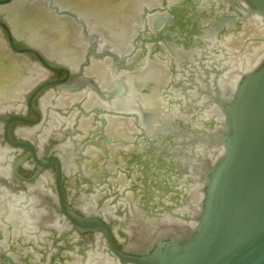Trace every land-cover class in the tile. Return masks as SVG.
<instances>
[{
    "label": "flooded vegetation",
    "instance_id": "1",
    "mask_svg": "<svg viewBox=\"0 0 264 264\" xmlns=\"http://www.w3.org/2000/svg\"><path fill=\"white\" fill-rule=\"evenodd\" d=\"M106 1L89 3L95 12L84 20L55 0H24L44 4L54 19L75 27L85 49L70 67L24 37L48 36L56 22H38L32 13L4 17L0 12L5 51L43 74L20 92L14 109H0V203L11 207V215L0 213V264H88V259L100 264L105 258L110 264H128L120 256L151 254L196 224L217 153L212 131L250 70L240 58L251 42L263 45L264 36H252V19L238 0ZM113 11L119 24L122 16L129 18V33L120 40L117 25H108ZM94 13L108 21L100 25ZM10 19L17 20L20 37L14 36ZM49 42L57 47L55 40ZM14 48L29 49L44 62ZM9 65L0 62V91L17 73ZM105 69L107 77L99 79ZM64 95L73 99L62 103ZM13 116L18 121L7 124L5 119ZM47 121L59 128L40 140ZM65 145L67 155L62 154ZM27 210L36 216L25 221ZM74 216L98 225L85 230Z\"/></svg>",
    "mask_w": 264,
    "mask_h": 264
},
{
    "label": "water",
    "instance_id": "2",
    "mask_svg": "<svg viewBox=\"0 0 264 264\" xmlns=\"http://www.w3.org/2000/svg\"><path fill=\"white\" fill-rule=\"evenodd\" d=\"M17 1L0 0V11ZM238 2L247 7L250 19L264 23V0ZM7 36L13 46L11 36ZM14 50L33 53L44 62L29 49ZM5 120L10 124L18 118ZM218 122L212 131L217 153L196 224L184 227L170 244H158L151 254L120 256L123 262L264 264V52L237 86ZM71 218L85 230L98 225L92 220Z\"/></svg>",
    "mask_w": 264,
    "mask_h": 264
},
{
    "label": "bare ground",
    "instance_id": "3",
    "mask_svg": "<svg viewBox=\"0 0 264 264\" xmlns=\"http://www.w3.org/2000/svg\"><path fill=\"white\" fill-rule=\"evenodd\" d=\"M55 2H56V4L57 5H59L60 7H66V8H69V9H71V10H73V11H75V12H77L78 13V15L80 16V17H82L84 20H87V19H89V17H91V16H93V12L92 11H94V10H91V7L90 6H87V5H89V3H92L90 0H55ZM47 4V3H46ZM157 4V3H156ZM144 5H146V4H144ZM149 6V5H148ZM54 11V10H53ZM1 13H2V15L4 16V17H8V16H11V15H13V16H19L20 14L21 15H23L24 13H26V14H28L29 15V13H32L33 15H34V17H36L37 18V21L38 22H40V21H43V22H51V24L52 23H55L56 24V26H54V27H52L50 30H51V32H49V34H48V36L45 34V36H42V38H39V37H32L31 38V36H29V37H26V35L24 36L25 38H26V42H29V43H31V44H33L34 46H36V47H38V48H40V49H43V50H45L46 51V54H48L51 58H54V59H57V60H60L61 62L62 61H66L68 64L67 65H69V64H71L73 61L75 62L76 60H81V53H83L84 52V49H85V45L84 44H82V43H80V41H79V39H80V37L78 36V34H73L72 33V29H73V27H72V25H70V23H68V22H59L60 20H57V19H54V17H53V15H51L50 13H49V11L46 9V7H45V5L44 4H42V3H40V4H38V3H31V4H26V2H24V0L22 1H19V2H16V3H13V4H11L10 6H8V7H5V8H3V9H1V11H0ZM95 12V11H94ZM27 15V16H28ZM25 17V16H24ZM111 18H112V21L114 20V16L113 15H111L110 16ZM108 18V17H107ZM52 20H54V21H52ZM90 20V19H89ZM10 21V25H11V28H12V30H13V32H14V36L16 35L17 37H20L21 36V34H23V32L21 31V30H15V27L14 26H16V24H15V21L17 22V20L16 19H10L9 20ZM100 23L102 22L103 24H104V22H106V21H108V19H106V17H103V18H101L100 17ZM14 22V23H13ZM59 22V24H57ZM92 22V21H91ZM251 25H249V27L251 26V28H252V31H251V33H253L252 34V36H255V35H257V34H260L261 36H264V25L259 21V20H257V19H252L251 21ZM6 23H7V21H6ZM9 24V23H8ZM18 25V24H17ZM22 25V24H21ZM34 26V25H33ZM86 26H87V24H86ZM140 26V25H139ZM137 27V26H136ZM10 28V29H11ZM23 29V28H22ZM26 29V28H25ZM21 31V32H20ZM39 31V30H38ZM249 31V30H248ZM247 31V32H248ZM250 31H249V33H250ZM12 32V31H11ZM243 32V31H242ZM245 32H246V30H245ZM34 33V32H33ZM117 33V36H118V40H120L121 38L123 39L125 36H126V32H123V31H118V32H116ZM255 33V34H254ZM35 34H36V32H35ZM38 34V33H37ZM243 34V33H242ZM241 34V35H242ZM246 34V33H245ZM245 34H243V35H245ZM41 35V34H40ZM100 35H102V34H100ZM107 36H106V38H107V40H108V42L113 46V44H115L114 43V39L111 37V34L110 33H107L106 34ZM33 36V35H32ZM102 37H103V35H102ZM209 37V36H208ZM244 37V36H243ZM260 37V36H259ZM212 38V37H211ZM253 38H255V37H253ZM51 39H53V40H55L56 42V45H57V47H55V48H52L51 46H50V42H49V40L51 41ZM102 39V38H101ZM228 39V38H227ZM2 39H1V37H0V62L2 61V62H6L7 64L9 63L10 65H12V67H13V69L14 70H16L17 71V73L15 74V76H12V77H10V82H5L6 84H5V89H4V91H0V109H7V108H12L13 107V109H14V107L16 106L15 105V101L16 100H18L19 98H20V96H21V94H20V92L22 91V90H24L25 88H28V87H30L31 85L33 86V83L37 80V79H39V78H41L42 77V69H38V66H32V65H30V64H28V63H26L25 61H23V59H19V58H17V57H13V56H11L9 53H7L6 51H5V45L3 46V42L1 41ZM17 41H18V38H17ZM23 41H25V39L23 40ZM79 41V42H78ZM99 41V40H98ZM228 41V40H227ZM230 41V40H229ZM228 41V44H230V43H233V42H229ZM233 41V40H232ZM239 41H242V40H239ZM249 41V40H248ZM211 43V42H210ZM209 43V44H210ZM214 43V42H213ZM218 43V42H217ZM227 43V42H226ZM220 44H221V42H220ZM223 44V43H222ZM241 44V43H240ZM262 44V43H261ZM258 45V43L257 44H255V43H250L249 44V47H248V52H246L245 54H244V56L245 57H242V58H240V60H241V62H240V60H238L237 62H240V64L242 65V66H245V67H248V66H251L253 63H255L257 60H258V58L262 55V53L264 52V47H263V45ZM215 45V44H214ZM226 45V44H225ZM234 44H232V46H233ZM247 45V44H246ZM211 46V45H210ZM229 46H231V45H229ZM31 47H33V46H31ZM212 47V46H211ZM213 47H216V46H213ZM35 48V47H34ZM207 48V47H206ZM230 48V47H229ZM36 49V48H35ZM224 49H225V47H224ZM227 49V48H226ZM115 50V49H114ZM230 50V49H229ZM7 51H9V50H7ZM40 51H42V50H40ZM83 51V52H82ZM216 51V50H215ZM42 53H44V52H42ZM199 53V52H198ZM225 53V52H224ZM235 53V52H234ZM217 54V53H216ZM228 54V53H227ZM44 55H45V53H44ZM83 55V54H82ZM240 55V54H239ZM243 55V54H242ZM16 56V55H15ZM47 55H45V57H46ZM211 56V55H210ZM217 56V55H216ZM239 57V56H238ZM22 58V57H21ZM83 58V57H82ZM231 58H234V57H231ZM235 58H237V57H235ZM234 58V59H235ZM53 59V60H54ZM228 61V60H227ZM230 61V60H229ZM234 61H236V60H234ZM206 62V61H205ZM157 63V62H156ZM209 63V62H208ZM230 63V62H229ZM232 63V62H231ZM73 64V63H72ZM9 65V66H10ZM35 65V64H34ZM66 65V64H65ZM76 65V64H75ZM101 65V64H100ZM158 65H159V63H158ZM165 65V64H164ZM229 65H231V64H229ZM236 66H238L237 64H235ZM235 65H234V67H235ZM7 66V65H6ZM8 66V67H9ZM95 66V65H94ZM99 66V65H98ZM102 66V65H101ZM160 66V65H159ZM69 67H70V65H69ZM103 67V66H102ZM165 66H163V68H164ZM216 67V66H215ZM107 68V67H106ZM220 68V67H219ZM142 69V68H141ZM140 69V70H141ZM166 69V68H165ZM8 70H10V69H8ZM12 71V70H11ZM15 71V72H16ZM90 71H92V70H90ZM107 71H106V69H105V71H99V74H100V77H99V79L101 78V77H105L106 75H107V73H106ZM160 72V71H159ZM224 72V71H223ZM163 73H164V70H163ZM162 73V74H163ZM231 73H232V71H231ZM231 73H229V74H231ZM234 73H236L235 71H234ZM95 74V73H94ZM229 74H228V76H229ZM240 74V73H239ZM98 75V74H97ZM148 75H153V74H151V73H148ZM160 75V74H159ZM224 75V74H223ZM223 75H221V76H223ZM226 75V74H225ZM233 74H231L230 76H232ZM235 75H237V74H235ZM107 77V76H106ZM161 77V76H160ZM179 77V76H178ZM226 77H227V75H226ZM237 77V76H236ZM129 78V77H128ZM106 79V78H105ZM143 79V78H142ZM225 79H227V78H225ZM233 79H235V77L233 78ZM102 80V79H101ZM141 80V79H140ZM230 80H232V79H230ZM8 81V80H7ZM129 81V80H128ZM145 81V80H144ZM235 81V80H234ZM101 82V81H100ZM162 82V81H161ZM220 82V81H219ZM228 82V81H227ZM36 83V82H35ZM131 82L129 81V84H130ZM223 83V82H222ZM226 83V82H225ZM225 83H223V84H225ZM8 84H10V86L8 87ZM161 84V83H160ZM231 84V83H230ZM2 84H1V80H0V86H1ZM162 85V84H161ZM227 85V84H226ZM221 86V85H220ZM228 86V85H227ZM229 87V86H228ZM232 87V86H231ZM2 88H0V90H1ZM173 91V90H172ZM84 92V91H83ZM82 92V93H83ZM76 93H78V92H75L74 94H76ZM191 93V92H190ZM64 94H66V93H64ZM53 95V94H52ZM71 95V94H70ZM73 95V94H72ZM83 95V94H82ZM225 95V94H224ZM59 96V95H58ZM90 96V95H89ZM184 96V95H183ZM182 96V97H183ZM84 97H85V95H84ZM91 97V96H90ZM90 97H88V98H90ZM43 98H45V97H43ZM42 98V99H43ZM49 98H50V95H49V97H47V98H45L44 100H41L42 102V106H44L47 102H48V100H49ZM60 98H62V99H60L61 100V102H62V100L63 101H66V102H68V101H70V100H72L73 99V97L72 96H66V95H64V96H61ZM118 98V97H117ZM174 98V97H173ZM192 98V97H191ZM92 99V98H91ZM94 99V98H93ZM128 99V98H127ZM166 99H168V98H166ZM182 99V98H181ZM152 100V99H151ZM164 100V99H163ZM179 100V99H178ZM204 100V99H203ZM56 101V100H55ZM77 101H80V100H77ZM88 101H89V99H88ZM91 101V100H90ZM93 101V100H92ZM139 101V100H138ZM187 101V100H186ZM58 102H60V101H57V103ZM113 102H114V100H113ZM145 102V101H144ZM161 102V101H160ZM164 102V101H163ZM192 102V101H191ZM199 102H201V101H199ZM198 102V103H199ZM203 102V101H202ZM63 103V102H62ZM116 103V102H115ZM183 103V102H182ZM48 104V103H47ZM46 104V105H47ZM60 104V103H59ZM67 104V103H66ZM72 104V103H71ZM70 104V105H71ZM86 104V103H85ZM144 104V103H143ZM153 104V103H152ZM164 104V103H163ZM40 105V106H41ZM55 105V104H54ZM69 105V106H70ZM157 105V104H156ZM155 105V106H156ZM165 105V104H164ZM41 106V107H42ZM62 106H64V105H62ZM62 106H60V107H62ZM68 106V105H67ZM66 106V107H67ZM105 106H107V104L105 105ZM104 106V107H105ZM113 106V105H112ZM115 107H116V105H114ZM113 106V107H114ZM126 106H130V105H126ZM154 106V105H153ZM40 107V108H41ZM65 107V106H64ZM114 107V108H115ZM125 107V106H124ZM160 107V106H159ZM174 107V106H173ZM58 108V107H57ZM126 108V107H125ZM161 108V107H160ZM167 108V107H166ZM172 108V107H171ZM19 109V108H18ZM45 109V108H44ZM60 110H61V108H59ZM176 109V108H175ZM174 109V110H175ZM209 109V108H208ZM215 109V108H214ZM11 110V109H10ZM117 110V109H116ZM4 111V110H3ZM64 111V110H63ZM123 110H121V112H122ZM129 111V110H128ZM164 111V110H163ZM206 111V110H205ZM127 112V111H126ZM130 112V111H129ZM160 112V111H159ZM207 112H209V111H207ZM76 113V112H75ZM172 113V112H171ZM173 113H175V112H173ZM54 114H55V112H54ZM59 114V113H58ZM57 114V115H58ZM139 114V113H138ZM160 114V113H159ZM207 114V113H206ZM161 115V114H160ZM208 115H209V113H208ZM208 115H207V118H208ZM211 115V114H210ZM209 115V116H210ZM74 116V115H73ZM156 116V115H155ZM171 116V115H170ZM49 117V116H48ZM55 117V116H54ZM53 117V118H54ZM64 117V116H63ZM71 117V116H70ZM46 118H47V116H46ZM59 118V117H58ZM62 118V117H61ZM60 118V119H61ZM69 118V117H68ZM67 118V119H68ZM205 118H206V116H205ZM66 119V120H67ZM71 119V118H70ZM162 119H163V117H162ZM182 119V118H181ZM185 119V118H184ZM183 119V120H184ZM189 119V118H188ZM54 120V119H53ZM62 120V119H61ZM109 120H110V118H109ZM113 120V119H112ZM164 120V119H163ZM202 120H203V118H202ZM58 121V120H57ZM70 121V120H69ZM80 121V120H79ZM83 121V120H82ZM114 121V120H113ZM113 121L112 122H110V124L111 123H113ZM168 121H169V119H168ZM186 121V120H185ZM48 122V121H47ZM63 122H65V120H63ZM84 122H85V120H84ZM83 122V123H84ZM118 122V121H117ZM128 122V121H127ZM170 122V121H169ZM195 122V121H194ZM49 123V125H48V127L47 128H45V129H43V131H42V135H41V137L39 138V136H38V138L40 139V140H45V138L50 134V132H56V130H58V128H59V126L55 123V122H48ZM129 124H130V122H128ZM61 124V123H60ZM109 124V123H108ZM115 124V123H114ZM113 124V125H114ZM117 124V123H116ZM47 125V124H46ZM112 125V124H111ZM196 125V124H195ZM130 126V125H129ZM68 128V127H67ZM85 128V127H84ZM61 129V128H60ZM65 129H66V127H65ZM78 129H80V128H78ZM82 129H83V127H82ZM110 129V128H109ZM38 130V129H37ZM62 130V129H61ZM33 131V130H32ZM82 131V130H81ZM29 132H31V131H29ZM60 132V131H59ZM112 132V131H111ZM40 133V132H39ZM61 133V132H60ZM59 133V134H60ZM22 134H23V132H22ZM30 134V133H29ZM31 134H32V132H31ZM23 135H26V132H24V134ZM58 135V134H57ZM61 135V134H60ZM62 135H64V134H62ZM112 135V134H111ZM27 136H28V134H27ZM36 136V135H35ZM26 137V136H25ZM80 137V136H79ZM83 137V136H82ZM37 138V139H38ZM59 139H60V137H58ZM81 138V137H80ZM74 139V138H73ZM72 139V140H73ZM76 139V138H75ZM79 139V138H78ZM77 140V139H76ZM38 142H40V141H38ZM44 142V141H43ZM42 142V143H43ZM41 143V142H40ZM67 143H68V141H67ZM71 143V142H70ZM202 143V142H201ZM69 144V143H68ZM68 144H67V146H68ZM72 144V143H71ZM70 144V145H71ZM78 144V143H77ZM39 145H41V144H39ZM202 145H204L203 143H202ZM195 146V145H194ZM64 146H62V148H63ZM62 148H60V149H62ZM76 148H78V147H76ZM117 148V147H116ZM199 150V149H198ZM63 151H64V153H62V154H69V153H67V149H66V145H65V147L63 148ZM61 152V151H60ZM71 152H72V150H71ZM195 152V151H194ZM213 152V151H212ZM61 154V155H62ZM73 154V153H72ZM71 154V155H72ZM75 154V153H74ZM73 154V155H74ZM83 154H85V153H83ZM210 155H212V154H210ZM2 156V154L0 153V157ZM212 157V156H211ZM72 158V157H71ZM195 160V159H194ZM84 166V165H83ZM64 168H66V167H64ZM67 169V168H66ZM88 171V170H87ZM44 181V180H43ZM116 181V180H115ZM42 185V184H41ZM2 194H3V192H0V196H2ZM7 195V194H6ZM10 196V195H9ZM12 196V195H11ZM16 197V196H15ZM20 197V196H19ZM6 198H8V197H6ZM12 198V197H11ZM10 198V199H11ZM34 198V197H33ZM1 199V198H0ZM9 199V200H10ZM22 199V198H21ZM26 199V198H25ZM32 199V198H31ZM20 200V199H19ZM24 200V199H23ZM28 200V199H27ZM26 200V201H27ZM34 200V199H33ZM127 200V199H126ZM8 201V200H7ZM29 201V200H28ZM0 202H2V201H0ZM15 202H16V200H15ZM34 202V206H35V201H33ZM198 202V201H197ZM20 203V202H19ZM18 203V204H19ZM32 203V202H31ZM23 204V203H22ZM26 205H27V203H25ZM37 204V203H36ZM10 205V204H9ZM13 205V204H12ZM26 205H25V207H26ZM30 205V204H29ZM32 205H33V203H32ZM87 205V204H86ZM14 206V205H13ZM28 206V205H27ZM31 206V205H30ZM34 206H32V207H34ZM89 206H91V204L89 205ZM15 207V206H14ZM20 207V206H19ZM23 207V206H22ZM29 207V206H28ZM38 207V206H37ZM86 207V206H85ZM11 208V207H10ZM9 208V206H8V209H10ZM21 208V207H20ZM29 208H31V207H29ZM91 208H93V207H91ZM4 205H1V203H0V213H5L6 215L7 214H10L11 212L8 210ZM14 209V208H13ZM17 209H18V207H17ZM26 209H27V207H26ZM40 209V208H39ZM86 209V208H85ZM19 210V209H18ZM36 210V209H35ZM23 211V210H22ZM30 211H32V209H30ZM183 211V210H182ZM189 211H190V209H189ZM23 212H26L25 210L23 211ZM32 212H34V211H32ZM39 212V211H38ZM191 212H193L192 211V209H191ZM42 212H40V214H41ZM18 214V213H17ZM34 214V213H33ZM36 214V213H35ZM135 214V213H134ZM1 215V214H0ZM11 215V214H10ZM36 216V215H35ZM34 215L33 216H31L30 215V213H29V211L27 210V214H26V216L25 217H23L22 218V220L24 219L25 221H27V220H30V219H33V217H35ZM2 217V216H1ZM39 217L41 218V216L39 215ZM136 217H137V215H136ZM5 218V217H4ZM7 218H11V217H7ZM44 218V217H43ZM42 219V218H41ZM9 220V219H8ZM35 220V219H34ZM39 221V220H38ZM138 221V220H137ZM12 222H14V220L12 221ZM12 222H10L11 224H12ZM15 222H16V220H15ZM15 222H14V224H15ZM144 222V221H143ZM174 222V221H173ZM32 223V222H31ZM34 224H36V223H34ZM139 224V223H138ZM143 224V223H142ZM32 225V224H31ZM30 225V226H31ZM37 225V224H36ZM35 225V226H36ZM154 225V224H153ZM161 225V224H160ZM52 226V225H51ZM145 226V225H144ZM16 227V226H15ZM32 227V226H31ZM136 227H138L137 225H136ZM141 227V226H140ZM146 227V226H145ZM149 227V226H148ZM153 227V226H152ZM155 227H158V226H155ZM170 227V226H169ZM172 227V226H171ZM168 228V227H167ZM17 229V228H16ZM15 228H14V230H16ZM20 229V228H19ZM23 229V228H22ZM25 229V228H24ZM176 229V228H175ZM13 230V231H14ZM18 230V229H17ZM30 230H31V228H30ZM154 230V229H153ZM164 230V229H163ZM169 230V229H168ZM167 230V231H168ZM174 230V229H173ZM177 230V229H176ZM26 231H29V229L28 230H26ZM134 231V230H133ZM148 231V230H147ZM17 232V231H16ZM135 232V231H134ZM150 232V231H149ZM24 233V232H23ZM25 233H28V232H25ZM17 234V233H16ZM16 234H15V236H16ZM131 234V233H130ZM23 235V234H22ZM18 236V235H17ZM24 236V235H23ZM26 237V236H25ZM41 237V236H40ZM96 254V253H95ZM97 255V254H96ZM105 257V256H104ZM93 258V257H92ZM101 258V260H102V257H100ZM88 259V258H87ZM86 259V260H87ZM95 260L97 259V258H94ZM99 259V258H98ZM109 259V258H108ZM89 261L87 262V261H85V263H88V264H99V263H97L96 261H90V259H88ZM100 260V259H99ZM111 263H112V261H111ZM100 264H110V260L108 261L107 260V258H105V260L104 261H100ZM115 264V263H114Z\"/></svg>",
    "mask_w": 264,
    "mask_h": 264
},
{
    "label": "rangeland",
    "instance_id": "4",
    "mask_svg": "<svg viewBox=\"0 0 264 264\" xmlns=\"http://www.w3.org/2000/svg\"><path fill=\"white\" fill-rule=\"evenodd\" d=\"M68 1V0H67ZM92 3L95 1V0H90ZM106 4H109V3H114V1L113 0H109V1H106L105 2ZM108 14V13H107ZM107 14H105V15H107ZM109 14H111V15H113L114 16V20L113 21H111L110 23H108V25H111L114 29L116 28V26L115 25H117V28H118V30H120V32L121 31H123V32H126V33H129L128 32V28H129V26H128V24H127V21H126V17H121L120 18V21H121V24H119L118 23V16H117V13H116V11H113V12H111V13H109ZM94 17H96V18H98L99 20H100V17L101 18H103V16H98L96 13H94ZM93 17L91 16V17H89V19H92ZM128 20V23H129V18L127 19ZM92 21V20H91ZM99 24L101 25V24H103L102 22L100 23V21H99ZM104 25V24H103ZM118 25H119V27H118ZM73 27V31H72V33L75 35V34H77V30L75 29V27L74 26H72ZM128 27V28H127ZM115 32H118L117 30L115 31Z\"/></svg>",
    "mask_w": 264,
    "mask_h": 264
}]
</instances>
